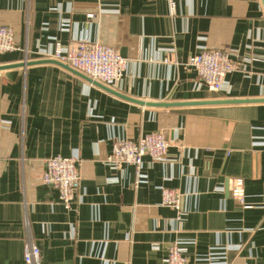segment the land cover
<instances>
[{
	"label": "crops",
	"instance_id": "1",
	"mask_svg": "<svg viewBox=\"0 0 264 264\" xmlns=\"http://www.w3.org/2000/svg\"><path fill=\"white\" fill-rule=\"evenodd\" d=\"M175 1L171 14L167 0H0L19 47L0 53V264H26L28 242L40 264H166L173 245L186 264H264V0ZM81 41L126 59L119 95L36 63ZM211 49L235 65L216 92L187 67ZM156 131L168 161H106L114 141ZM52 156L80 160L69 209L42 181Z\"/></svg>",
	"mask_w": 264,
	"mask_h": 264
},
{
	"label": "built area",
	"instance_id": "2",
	"mask_svg": "<svg viewBox=\"0 0 264 264\" xmlns=\"http://www.w3.org/2000/svg\"><path fill=\"white\" fill-rule=\"evenodd\" d=\"M170 13H175V0H167ZM92 14H89L91 17ZM19 49L15 44L14 35L10 28L0 27V53L12 52ZM41 58V59H48ZM68 65L72 69L84 74L104 86L112 87L124 72L127 61L118 51L101 43L81 41L72 44L66 53L58 48L50 57ZM29 59H25V62ZM187 67L192 68L203 80L210 91H219L226 74L235 70V65L226 52L217 49L204 51L192 56L187 62ZM169 142L162 132L156 131L140 136L136 140H117L113 142L112 150L106 161L119 166L124 163L132 164L139 168L142 157L147 155L155 161H168L167 149ZM80 160L77 157L52 156L44 160L42 181L52 185L58 191L61 204L69 209L77 200L80 176ZM229 192L233 199L240 202L243 207L249 208L244 203L245 189L241 178L230 180ZM163 205L175 209L180 208V194L173 189H165L162 193ZM157 247V246H156ZM185 248L173 245L169 248L165 258L166 264H186ZM26 264H40V251L37 245L28 242L23 251Z\"/></svg>",
	"mask_w": 264,
	"mask_h": 264
},
{
	"label": "water",
	"instance_id": "3",
	"mask_svg": "<svg viewBox=\"0 0 264 264\" xmlns=\"http://www.w3.org/2000/svg\"><path fill=\"white\" fill-rule=\"evenodd\" d=\"M42 62H51V63H54V64H57V65H59V66H62V67H64V68H68V69H70V70H72L73 72H75L76 74H80L81 76H85V75H83L82 73H80V72H78V71H76V70H74V69H72V68H70L68 65H66V64H63V63H61V62H59V61H56V60H54V59H42V60H40V61H38V62H36V63H42ZM31 63H34V62H30V61H26V62H24V63H22L21 65L22 66H28V65H30ZM87 77V76H86ZM88 78V77H87ZM88 79H90V78H88ZM91 81H92V79H90ZM93 82L95 83V84H98V85H100V86H102V88H104V89H106L107 91H109V92H111V93H113V94H116V95H119L117 92H115L114 90H112L111 88H109V87H107V86H104L103 84H101V83H99V82H97V81H94L93 80ZM123 97V96H122ZM125 97V96H124ZM235 101H237V100H227V102H235ZM152 105L154 106H158V105H161V106H166V105H168V104H156V103H152Z\"/></svg>",
	"mask_w": 264,
	"mask_h": 264
}]
</instances>
